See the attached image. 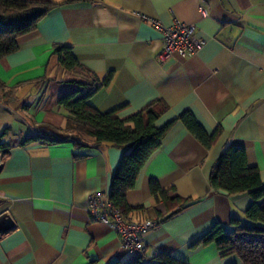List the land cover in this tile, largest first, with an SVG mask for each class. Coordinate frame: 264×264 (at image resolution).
I'll list each match as a JSON object with an SVG mask.
<instances>
[{
    "label": "crops",
    "instance_id": "1",
    "mask_svg": "<svg viewBox=\"0 0 264 264\" xmlns=\"http://www.w3.org/2000/svg\"><path fill=\"white\" fill-rule=\"evenodd\" d=\"M53 1L16 38V49L0 57V134L7 144L0 166V264H126L137 256L86 209L88 193H109L123 148L73 139L58 102L68 80L91 82L109 71V83L87 96L92 106L125 118L159 101L164 109L152 123L172 120L125 194L129 205L141 206L128 213L133 219L159 218L142 234L145 254L243 264L198 238L216 223L231 231V218L252 224L244 216L248 193L210 185L225 146H243L264 184V0ZM143 16L164 25L174 18L194 23L205 43L191 55L175 52L159 61L161 31ZM57 43L71 47L80 67L61 68L51 54ZM185 110L213 134L208 146L178 118ZM151 179L193 201L167 215L176 204L155 201Z\"/></svg>",
    "mask_w": 264,
    "mask_h": 264
},
{
    "label": "trees",
    "instance_id": "2",
    "mask_svg": "<svg viewBox=\"0 0 264 264\" xmlns=\"http://www.w3.org/2000/svg\"><path fill=\"white\" fill-rule=\"evenodd\" d=\"M55 4L53 0H0V57L15 50L16 38L34 28L38 20ZM51 54L56 56L58 63L64 68L75 70V67H80L78 59L67 44H54ZM111 77L112 72L109 71L101 78L93 76L91 82L68 80L66 83L72 85L62 92L58 102L68 112L64 128L73 139L89 137L97 143L109 142L123 148L120 164L112 176L109 196L122 212L128 214L141 206L129 205L125 194L133 187L140 168L158 147L172 120L160 126L152 123L164 109L159 101L151 102L125 118L118 117L115 109L99 110L92 106L87 101V96L98 87L107 85ZM85 86L89 87V92L82 93V87ZM178 118L203 145L210 144L213 134L206 133L189 111L181 112ZM6 148L7 144L1 141L0 134V150L5 153ZM209 182L213 189H223L229 194L248 193L252 201L244 210V216L252 224L231 218V231H224L216 223L198 241H214L219 255L234 253L243 264H264V184L257 167L247 163L243 146H225L212 167ZM149 187L155 201L161 200L166 206L169 200L175 202L176 206L167 215L193 201L175 194L173 186L161 187L156 179H151ZM126 264L188 263L160 251L152 256L139 254Z\"/></svg>",
    "mask_w": 264,
    "mask_h": 264
},
{
    "label": "built area",
    "instance_id": "3",
    "mask_svg": "<svg viewBox=\"0 0 264 264\" xmlns=\"http://www.w3.org/2000/svg\"><path fill=\"white\" fill-rule=\"evenodd\" d=\"M201 15H206L204 7L200 6ZM148 19L161 31V46L156 55L162 61L173 53L182 57L198 51L205 43V39L196 35L195 25L174 18L169 25L162 24L155 18ZM4 152L0 150V166L3 163ZM87 212L91 219L111 226L119 236L120 244L129 252L137 255L146 251L143 232L158 224L159 218L133 219L122 212L111 200L109 193L93 191L87 194Z\"/></svg>",
    "mask_w": 264,
    "mask_h": 264
},
{
    "label": "rangeland",
    "instance_id": "4",
    "mask_svg": "<svg viewBox=\"0 0 264 264\" xmlns=\"http://www.w3.org/2000/svg\"><path fill=\"white\" fill-rule=\"evenodd\" d=\"M62 69H64V67H61ZM65 69H67V68H65ZM71 86L72 84L71 83H64V86Z\"/></svg>",
    "mask_w": 264,
    "mask_h": 264
}]
</instances>
